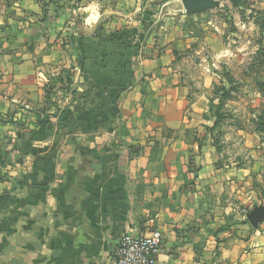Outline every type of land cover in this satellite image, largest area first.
<instances>
[{
    "label": "crops",
    "instance_id": "0c3cea01",
    "mask_svg": "<svg viewBox=\"0 0 264 264\" xmlns=\"http://www.w3.org/2000/svg\"><path fill=\"white\" fill-rule=\"evenodd\" d=\"M186 7L0 0V264H114L122 234L152 230L157 264H264V219H247L264 145L229 141L215 94L242 49ZM65 49L77 91L41 126L52 63L26 58Z\"/></svg>",
    "mask_w": 264,
    "mask_h": 264
},
{
    "label": "rangeland",
    "instance_id": "374dc122",
    "mask_svg": "<svg viewBox=\"0 0 264 264\" xmlns=\"http://www.w3.org/2000/svg\"><path fill=\"white\" fill-rule=\"evenodd\" d=\"M72 6L78 8L79 4L73 2ZM199 7L186 13L205 15L220 26L225 35H230L232 46L242 49L236 50L239 55L235 58L231 56L236 68L232 70L233 75L229 72L226 75L231 82L229 91L224 90L226 86H215L216 98H220L218 113L230 116V131L242 130L241 134L231 132L229 141H237L239 145H264V0H203ZM156 9L153 5L154 14ZM75 19L80 22L78 12ZM26 59L52 63L44 69L48 82L44 85L47 96L39 109L43 119L66 111L78 87L79 71L74 70L73 62L78 65L80 61L67 55L66 49L58 54L38 53ZM47 110L50 114L45 113ZM225 125L227 122L224 124L227 128ZM224 128L220 126L219 132Z\"/></svg>",
    "mask_w": 264,
    "mask_h": 264
},
{
    "label": "built area",
    "instance_id": "2783aa9c",
    "mask_svg": "<svg viewBox=\"0 0 264 264\" xmlns=\"http://www.w3.org/2000/svg\"><path fill=\"white\" fill-rule=\"evenodd\" d=\"M163 244L159 230L138 234L126 232L121 235L112 251L114 264H157V256Z\"/></svg>",
    "mask_w": 264,
    "mask_h": 264
},
{
    "label": "water",
    "instance_id": "95a60500",
    "mask_svg": "<svg viewBox=\"0 0 264 264\" xmlns=\"http://www.w3.org/2000/svg\"><path fill=\"white\" fill-rule=\"evenodd\" d=\"M183 1L187 6L185 9L186 12H190L193 8L195 9L200 8L199 5H203V0H183ZM247 219L253 226H255L259 220L264 219V208L253 209V211H251L247 215Z\"/></svg>",
    "mask_w": 264,
    "mask_h": 264
},
{
    "label": "trees",
    "instance_id": "16d2710c",
    "mask_svg": "<svg viewBox=\"0 0 264 264\" xmlns=\"http://www.w3.org/2000/svg\"><path fill=\"white\" fill-rule=\"evenodd\" d=\"M37 121H38L39 125L45 126L49 121V116L47 118L43 119V117H41V115H38Z\"/></svg>",
    "mask_w": 264,
    "mask_h": 264
}]
</instances>
